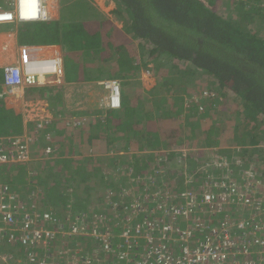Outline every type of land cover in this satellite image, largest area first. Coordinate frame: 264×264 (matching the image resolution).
Segmentation results:
<instances>
[{
  "label": "built area",
  "instance_id": "obj_1",
  "mask_svg": "<svg viewBox=\"0 0 264 264\" xmlns=\"http://www.w3.org/2000/svg\"><path fill=\"white\" fill-rule=\"evenodd\" d=\"M4 1L14 9H0V25L48 18L47 0H37L38 14L28 18L21 16L22 0ZM34 49L38 46H22L18 63L4 67L7 92L15 98L23 89L43 82L60 83L64 75L61 55L44 56ZM48 75L55 77L48 80ZM100 84L108 91L102 106L120 107L119 80L105 79ZM87 122L84 117L77 126L84 127ZM48 123L49 117H42L36 131ZM35 136L29 131L0 135V164L29 162ZM220 160L213 161L216 168L226 166L220 178L211 175L202 185L192 186L187 177V187L180 191L162 177L161 167L137 177L130 168L131 184L106 191L109 217L82 211L62 219L53 211L39 212L10 185L0 182V264L14 260V264H264V234H258L264 228V201L255 193L258 184L253 172L234 180L235 169L229 168L227 158ZM232 205L242 211H234ZM96 219L105 222L96 226ZM62 236L70 240L91 237L99 249L92 245L84 254L61 251L57 255L61 250L57 241ZM116 238L123 239L121 245ZM12 248L23 251L22 255ZM63 256L71 258L59 259Z\"/></svg>",
  "mask_w": 264,
  "mask_h": 264
},
{
  "label": "crops",
  "instance_id": "obj_2",
  "mask_svg": "<svg viewBox=\"0 0 264 264\" xmlns=\"http://www.w3.org/2000/svg\"><path fill=\"white\" fill-rule=\"evenodd\" d=\"M86 1L87 3L90 2V0ZM4 2V0H0V8L5 7ZM50 2V15L46 20L0 25V71L2 73L5 66L18 63L21 49L24 45H37L38 49H34V51L44 56L58 53L62 57L64 68V75L60 83L43 82L38 86L23 89L20 92V97L15 98L7 95L4 99L8 106L20 110L24 131L31 132V129L35 128L37 120L38 122L40 121L32 110L25 112V108L36 110L41 117H49V123L45 128L37 131L41 134V137L37 135L40 138V142L37 147L36 145L34 148L32 147V159L25 163L26 166L19 172V176L9 177L10 175H7V177H0V181L13 183L15 192L19 193L21 197L27 195L25 199L28 203L36 202L37 211L43 212L44 210L52 209L51 211L60 213V217H63L65 212L84 211L76 208L78 202L76 197L85 198L88 205H96V201L100 200L98 205L101 204L103 206V198H105L108 188L111 186L117 189L121 187L112 178L109 179V173L120 166H123V168L132 167L136 171L137 167L143 168L147 164L154 167L156 164L158 165L159 161H161V165H158V168L166 166L167 160L172 161L173 164L177 162V167L182 169L180 172L177 170L170 172L168 167L167 169L165 168V174L162 176L165 177L166 181L170 182L168 184L175 191H180L187 187L185 182L188 175L191 178L192 186L202 185L205 180L203 176L207 174L220 178L225 170L223 167L216 168L212 161L213 157L209 159L205 152H212L217 157L221 154L223 150L218 149L220 145L218 138L224 129H221V126L218 127V130L215 127L205 128V125L210 121L208 119L209 114L207 117L199 114V109L201 110L203 106L199 107L197 104L198 107L194 106L193 108L195 112H190L191 105L194 103V94H190L188 98L186 96L187 90L185 92L183 87L182 89L179 88L180 94L165 95L163 100L167 101L165 104L160 102L161 100L147 96V93L145 96H137L159 86L161 77L156 76V73H158L157 68L161 65L153 68H142V65H139L141 60L139 61V57H135L142 55L143 45L141 47L139 44L137 45L140 37L131 30L130 25L117 22V15L113 12L118 10L117 8L110 9L116 3L117 5L115 6H121V3L117 0H96L97 7H95L94 12L110 18L122 33L133 38L136 52L133 48L130 49L132 53H135L136 66L134 65V69L131 71L123 72L119 70L115 73L118 77L117 79L122 81L124 85H129L133 89H140L141 92L136 96L130 93L132 97H129V99H132V101L126 107L108 109L100 105V99L103 94H108V91L100 82L108 79V74L104 72L100 75H91V73L81 72L79 66L82 65V62L92 66L94 60H89L81 51L73 49L71 51L69 47L66 48L65 52L64 47H66V44L53 33H51V37L57 40L51 39L50 35L44 37L36 29L39 26L37 24L39 22L59 21L62 17L63 12L61 13L60 0H54V4L53 0H50ZM89 5H92L91 2ZM66 20L68 21V19ZM58 29L60 30V26ZM121 42L118 41L117 43ZM64 52L67 53L65 54L66 56L63 55ZM157 62H161V60H154L151 63ZM146 69L155 74L151 85L144 81L142 75V72L146 71ZM92 73H95V69H93ZM138 81L140 84L137 83ZM168 101L169 105H167ZM125 102H128V100H125ZM172 103H174L176 109L180 110L179 122L182 121L180 123L184 131L181 139L177 142L179 145L176 148L169 149L170 147L166 146L169 144L166 141L164 131L170 125L169 122H174L172 118L168 119L164 108L169 110L172 107ZM141 104H143L144 109L147 108L153 111L143 113L141 110L138 111L139 107H142ZM133 107H136L134 114ZM78 117H88L89 121L81 128L70 125L64 127L71 118ZM200 124H202V127ZM54 129L56 134L55 132H53L54 134L50 132ZM198 133L199 138L200 135L203 134L204 136L207 134V138L206 136L204 137L206 138V144L202 143L204 138L199 142L197 141ZM216 133L217 136L215 137ZM47 135H52L55 141L52 142L50 138L47 139ZM47 147L53 148V152L49 156L44 153ZM184 150L186 152L182 154ZM162 153L168 158L164 157L160 160L158 154ZM182 161H184L182 163L184 165L179 164ZM201 164L209 167L206 168L207 174L205 175H203L201 169H195L197 165L201 166ZM173 166H176V164ZM79 167L90 176L94 174L93 181L86 179V173H84L85 178H80L74 184L72 179L76 176ZM211 168L214 170H210ZM156 169L154 167V170ZM181 177L185 178L182 179ZM110 183H114V185H110ZM90 214L92 215L93 213L90 212ZM181 222L184 223V220L181 219ZM117 240L118 238H116L117 245H121L123 239ZM87 241L85 242L88 246ZM144 242L145 238L142 239L141 244ZM3 250H7V248L3 247ZM61 251H65V248L58 251L57 255H60ZM68 258L71 257L63 256L59 259L67 260Z\"/></svg>",
  "mask_w": 264,
  "mask_h": 264
},
{
  "label": "trees",
  "instance_id": "obj_3",
  "mask_svg": "<svg viewBox=\"0 0 264 264\" xmlns=\"http://www.w3.org/2000/svg\"><path fill=\"white\" fill-rule=\"evenodd\" d=\"M117 1L123 6V9L118 8L113 11L117 15V22L130 25L131 30L146 45H143V51L147 57L144 62L142 61V66L148 68L150 62L154 60L162 62L161 66L157 68L158 73H156V76L161 77L159 86L145 93L138 94L141 92L140 89L130 88L129 85H124L122 81H119L122 101L120 108L131 103L132 99L130 100L129 97L132 95L130 93L135 96L138 94V97L145 96L147 93V96H152L165 104L167 102L163 101L165 95L180 94L179 88L182 89L184 85L189 86L191 83H199L200 80H203L197 75L192 77L193 74H197L199 71L207 73L210 85L214 81L213 85L216 84L220 89L229 88L233 92V97L225 96L222 100V92H218L216 86L215 88L208 86L210 89H205L211 93L206 97L213 100L208 105L206 103L199 111V114L204 117L209 114L210 122L205 125V128L215 127L218 130V127L221 126L225 129L228 141H232L236 146L234 152L225 151L227 161L231 162L232 168L236 169L243 164L244 166H242L246 170L255 173L262 171L264 174V0ZM82 3L85 5L84 0L69 2L59 21L39 22L36 29L44 37L48 35L51 37V33H53L59 40L67 44L71 51L72 49L81 51L89 60L93 59L92 66L88 63H81L82 65L79 67L83 73L100 75L105 72L109 78L117 79L116 71L133 70L136 62L135 53H132L131 49L133 48L136 52L135 42L133 38L122 33L110 18L96 12L89 14L87 10L89 20L94 24L95 39L82 35L81 31L73 26V18L77 15L79 8L84 6ZM81 18H84L83 15H79L80 20ZM51 39L53 38L51 37ZM118 41L122 42L117 43ZM166 60L169 63L168 66H166ZM93 69H95V73H92ZM137 83L140 84L139 81ZM5 90L4 71L3 73L0 71V135L22 134L25 131L21 112L18 108L6 104L4 99L8 94ZM203 93L201 92V94ZM203 99L205 98L203 97ZM167 105H169V101ZM141 106L138 111L141 110L142 113L153 111L144 109L143 104ZM164 109L168 119L172 118L174 122H169L170 125L164 131L169 144L166 146L170 147L169 149L176 148L184 131L182 121L179 122L180 110L176 109L174 103L169 110ZM132 110H134V114L136 107H133ZM172 115L176 116L172 117ZM200 126L202 127V124ZM205 136L207 138V134L204 136L202 134L199 138L198 133L197 141L199 142ZM39 142L40 138L37 137L31 148H34L35 145L37 147ZM237 146L240 147L237 148ZM158 165H161V161L158 162ZM158 165L154 166L155 169L158 168ZM25 166V163L0 164V177H7V175L18 177L19 172ZM154 167H151L150 164L143 168L137 167L136 171L134 169L133 176L152 173ZM130 168L127 167V169ZM242 171L243 169L237 170L238 175ZM84 173L86 171L84 172L79 167L72 182L75 184L80 178L82 179ZM164 174L165 172L162 176ZM85 177L93 181L94 174L90 176L86 173ZM3 183L10 185L14 190L13 183L9 181H3ZM15 183L17 182L15 181ZM110 185H114V183H110ZM103 200V207L97 212L109 217V204L106 196ZM33 204V208L36 210V202L30 203V206ZM232 206L234 211H242V207ZM102 222L105 221L96 219L93 224L102 226ZM109 223L111 224V222ZM258 234H264V228L259 230ZM84 239L85 241L92 240L91 242L87 241L89 245L97 243L91 237ZM84 243L87 245L86 242Z\"/></svg>",
  "mask_w": 264,
  "mask_h": 264
},
{
  "label": "rangeland",
  "instance_id": "obj_4",
  "mask_svg": "<svg viewBox=\"0 0 264 264\" xmlns=\"http://www.w3.org/2000/svg\"><path fill=\"white\" fill-rule=\"evenodd\" d=\"M72 1H74V0H60V5H61V13L62 12H64V11H66V6L69 4V2L71 3ZM85 1V5H84V3H82V5H84V6H81L80 8H79V11L77 12V15L75 16V18H73V22H72V24H73V26H75L77 29H79L80 31H81V33H82V35H85V36H89V37H91V39H95V36H94V24H93V21H91V20H89V15H87V13H88V11H89V14H90V12L92 13V12H94V9H95V7H97V3H96V0H90V2H91V6L89 5V3H87V1L86 0H84ZM116 3V2H115ZM53 4H54V0H53ZM115 5H117V3L115 4ZM115 5H113V6H111V8L110 9H118V6H115ZM57 6V5H56ZM58 8H59V2H58ZM87 9H88V11H87ZM63 15V14H62ZM79 15H83V17L84 18H81V20L79 19ZM68 20H69V18H68ZM2 25V24H1ZM23 27V26H22ZM78 31V30H77ZM77 31H75V32H77ZM139 44V46L141 47L142 45H145V43H143L142 42V40H141V38H139V41H137V45ZM146 46V45H145ZM68 46H67V44H66V47H64V51L66 52V48H67ZM64 52V56H66L65 54H67V53H65ZM142 53V55H139V56H136V58H138L139 57V61L141 60V63H142V61L144 62V60L146 59V57H147V55H146V53H145V51H141ZM145 53V54H144ZM66 59H68V58H66ZM151 63V62H150ZM162 64V62H157V63H151L149 66H148V68L149 67H155V66H159V65H161ZM168 61L166 60V66H168ZM139 65L141 66L142 64H140V62H139ZM142 68H146L145 66H141ZM141 71V70H140ZM151 71V70H150ZM144 72V73H143ZM142 72V75H143V77H144V81H147L148 83H150V85H151V83L153 82V80H154V78H155V74H154V72H149V71H147V69H146V71H143ZM149 72V73H148ZM151 73V74H150ZM144 74H145V76H144ZM196 75L197 76H199V77H201L203 80H200L199 81V83H197V84H193V83H191V85H189V86H183V90L186 92V90H187V92H186V96L189 98V95L191 94V93H194V99H193V101H194V103L191 105V113H194L195 112V110L193 109L194 108V106L196 107L197 106V104H198V106L199 107H204L205 105H206V103H207V105L208 104H210V103H212V101L213 100H211L210 98H208V97H206V95L205 94H201V92H205V89L206 90H208V89H210L209 87L210 86H213L214 88H215V86H216V88L218 89V92H222L221 94H222V100L224 99V97L226 96L227 98L229 97V96H232L233 97V92L229 89V88H224V89H220V87H218L216 84L215 85H213V83H215L214 81L211 83V85L208 83V82H210L209 80H208V76H207V73H201L200 71L197 73V74H193L192 75V77H196ZM50 78H52V76H48V79H50ZM212 81V80H211ZM103 86V85H102ZM209 86V87H208ZM104 87V86H103ZM105 88V87H104ZM208 92V91H207ZM214 92H215V94H216V90H214ZM217 92V93H218ZM217 95V94H216ZM220 95V94H219ZM195 96H197V97H195ZM201 97H204L205 99H201ZM106 99H107V95H106V93H104L103 94V96H102V98L100 99V105L102 106L104 103H105V101H106ZM185 100H186V98H185ZM205 100V101H204ZM103 103V104H102ZM219 106H220V103L218 104ZM197 106V107H198ZM103 107V106H102ZM216 109V108H215ZM29 110H32L35 114H36V116H38L39 117V119H41L42 117L41 116H39L40 114H38L37 113V111L36 110H33V109H27V108H25V112H28ZM199 111H201L200 109H199ZM215 111V110H214ZM87 116V115H86ZM37 118V117H36ZM88 118V117H87ZM51 119V118H50ZM83 119V117L81 118V117H78V118H71L70 119V121H67V123H66V125H64V127L65 126H68V125H70V126H72V127H74V126H76V127H79V126H77L78 124V122H80L81 120ZM89 121V120H88ZM36 123H38V120H37V122ZM64 124V123H63ZM34 127H36V125L34 126ZM46 127V126H45ZM44 127V128H45ZM35 129V130H34ZM41 129H43V128H41ZM221 129H223L222 127H221ZM47 132V131H46ZM51 133H53V132H55V129L54 130H52V131H50ZM33 136H35L34 134H36V133H38V134H36V136L35 137H38L37 135H39L40 137H41V134H40V132H37L36 131V128H33V129H31V132H30ZM54 134V133H53ZM55 134H56V132H55ZM56 136V135H55ZM51 139V141L52 142H54L55 141V139L52 137V135H47V139H49V138ZM42 139V138H41ZM218 140H220V145H219V147H218V149L219 150H223L224 151V153H221V154H219L218 155V157L217 156H214L213 155V153L212 152H205V154H207V157L209 158V159H211L212 157V161H214V163H220L221 162V160H220V157L222 158V159H225L227 156H225V151H232V152H234V150L236 149V146L232 143V141H228V137H227V132L225 131V129L222 131V134H221V136L218 138ZM202 143L203 144H206V139H203L202 140ZM222 145V146H221ZM238 147H240V146H237V148ZM207 148V147H206ZM206 148H204V149H206ZM47 149H49L48 151H47ZM222 151V152H223ZM52 152H53V148L52 147H48V148H46L45 150H44V153H46V154H48V156L49 155H51L52 154ZM226 155H228V154H226ZM178 161V160H177ZM262 162H263V160H261ZM167 162V165L166 166H162V170L163 171H165V168L167 169L168 167V169H169V171L170 172H175L174 170H177L178 172H180L182 169L181 168H178L177 167V162H175L174 164H176V166H173L174 164L172 163V161H170V160H167L166 161ZM182 163H184V161H182V162H180L179 164H181V165H184V164H182ZM227 165H230L229 166V168H231V169H233L234 170V168H232V166H231V162H227ZM243 165V164H242ZM242 165H240V166H238L236 169H235V174H233L232 176V179H234V180H240L243 176L244 177H246L247 175L246 174H250L251 172H253V177H254V182L256 183V184H258V187H256V191H255V193H256V195H257V198L258 199H263V201H264V174H263V172L262 171H258L257 173H255L254 171H250V170H246ZM224 169H226V166L224 165ZM206 168H209L208 166H206V165H204V164H201V166L200 165H197L196 167H195V169H201V172L203 173V175H205V174H207V169ZM241 169H243V171L238 175V173H237V170L238 171H240ZM210 170H214V169H210ZM17 173V172H16ZM109 173V172H108ZM182 173V172H181ZM226 173V172H225ZM131 171H129V169H127V168H123V166H120V167H118L115 171H112V172H110L109 173V179H113V181H115L117 184H119L121 187H123V188H125L127 185H129V184H131V180H132V177H131ZM188 174H190V173H188ZM187 174V175H188ZM216 175H218V174H216ZM126 178H125V177ZM211 175H209V174H207V175H205V176H203L204 177V179L205 180H207V179H210L209 177H210ZM9 177H14V176H9ZM188 177H189V175H188ZM214 177H216V176H214ZM227 177V176H226ZM182 179H184L185 177H181ZM1 182V181H0ZM178 184H179V182H178ZM136 188H140V186L139 187H136ZM131 189V187H129L128 188V190H130ZM183 190V189H182ZM24 197L23 198H25V196H27V195H23ZM130 197H132L131 195L129 196V198ZM77 198V204H76V208H78V209H83L84 210V212H87V213H90V212H92V213H95V212H97V210L98 209H100V208H102L103 206L100 204V205H98L99 204V201L100 200H97L96 201V205H88L87 204V202H86V200H85V198H78V197H76ZM262 202V201H261ZM85 208V209H84ZM61 211V210H60ZM80 212H82V211H80ZM75 213H78V212H75ZM199 213H201V212H199ZM70 213H67V212H65V215L63 216V217H61L62 219H64L67 215H69ZM72 214V213H71ZM58 215L60 216V213H58ZM204 218H208V214H204ZM262 220L264 221V218L262 217ZM67 226V225H66ZM106 228H108V226L106 227ZM118 233H120V234H122V232H118ZM117 233V234H118ZM67 236H65V237H59L58 238V241H57V244H59V248L60 249H62V247H64V248H66L65 249V251H64V253L66 254V255H69V254H71V253H74V252H80V253H87V252H85V251H87V250H89L90 248H88V246L84 243L85 242V240H82V239H78V238H74V239H68V238H66ZM66 238V239H65ZM76 239H78V240H76ZM76 240V241H75ZM118 240H120V239H118ZM117 240V241H118ZM88 241L89 242H91L92 240L91 239H88ZM97 244V243H96ZM96 246V248L97 249H99V246H97V245H95ZM91 247V246H90ZM77 250V251H76ZM17 253H19V251H17L16 252V254ZM22 253H20V255H21ZM16 260H14V261H11L10 262V264H14V262H15Z\"/></svg>",
  "mask_w": 264,
  "mask_h": 264
},
{
  "label": "clouds",
  "instance_id": "obj_5",
  "mask_svg": "<svg viewBox=\"0 0 264 264\" xmlns=\"http://www.w3.org/2000/svg\"><path fill=\"white\" fill-rule=\"evenodd\" d=\"M4 4H5V2H4ZM51 4V2H50V0H47V3H46V12H47V15H48V18H49V15H50V11H49V5ZM122 6V5H121ZM121 6H119L118 8H122ZM0 9H7V10H9L10 9V11H13V9H14V6H10L9 7V5H7V4H5V7H2V8H0ZM47 18V19H48ZM38 20H46V19H37V20H29V21H16V22H32V21H38ZM16 22H9V23H16ZM48 76H50V75H48ZM48 76H47V79H48ZM55 77V76H54ZM50 79H53V76H52V78H50ZM50 79H48V80H50ZM108 79H111V78H108ZM105 80V79H104ZM120 81V80H119ZM44 83H47V82H44ZM51 83H53V82H51ZM4 85H5V77H4ZM38 86V85H37ZM5 87H6V85H5ZM120 87H121V85H120ZM6 92H7V87H6V90H5ZM7 94H8V92H7ZM8 96H11V95H9L8 94ZM11 97H13V96H11ZM120 100H121V96H120ZM121 104H122V101H121ZM120 107H121V105H120ZM120 107H117V108H120ZM117 108H109V109H117ZM186 152V150H184L183 151V153L182 154H184ZM164 157H166V155L165 154H158V158L161 160V159H163ZM132 168V167H131ZM162 168V167H161ZM133 172H134V169H133ZM165 172V171H164ZM152 173H153V171H152ZM8 250V249H7ZM12 250L15 252V254H16V252L17 251H19V253H17L16 255H19V256H21L20 255V253H23V252H20V250H18V249H16V248H12ZM9 251H10V249H9ZM66 255V254H65Z\"/></svg>",
  "mask_w": 264,
  "mask_h": 264
},
{
  "label": "bare ground",
  "instance_id": "obj_6",
  "mask_svg": "<svg viewBox=\"0 0 264 264\" xmlns=\"http://www.w3.org/2000/svg\"><path fill=\"white\" fill-rule=\"evenodd\" d=\"M23 6L21 7L22 17H33L38 14L36 10L37 0H22Z\"/></svg>",
  "mask_w": 264,
  "mask_h": 264
}]
</instances>
